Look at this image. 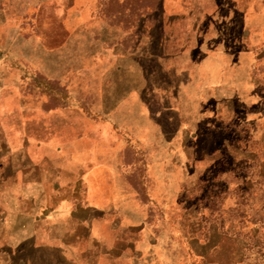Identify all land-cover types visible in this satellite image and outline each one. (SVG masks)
<instances>
[{"label": "crops", "instance_id": "crops-1", "mask_svg": "<svg viewBox=\"0 0 264 264\" xmlns=\"http://www.w3.org/2000/svg\"><path fill=\"white\" fill-rule=\"evenodd\" d=\"M208 1L166 10L157 57L181 82L162 94L200 107L179 114L170 103L182 131L159 134L154 150L128 133L99 150L105 122L85 114L64 136L41 122L32 134L25 118L16 133L0 116V264H264V215L208 216L209 201L174 194L175 160L190 157L170 148L194 142L210 120L236 121L264 142V0Z\"/></svg>", "mask_w": 264, "mask_h": 264}, {"label": "rangeland", "instance_id": "rangeland-1", "mask_svg": "<svg viewBox=\"0 0 264 264\" xmlns=\"http://www.w3.org/2000/svg\"><path fill=\"white\" fill-rule=\"evenodd\" d=\"M183 1L0 0L3 126L14 121L20 133L25 118L32 134L40 135L41 122L48 125L47 133L64 136L70 134L72 120L81 122L85 114L105 122L110 138L100 144L101 151L117 148L124 133L142 137L150 151L159 134L182 131L169 104L179 114L196 112L200 105L187 94H180L179 102L162 94L181 80L158 61L156 42L164 34L166 10L181 7ZM193 133L194 142L185 137L186 142L170 148L176 156L184 150L190 157L175 160V198L209 201L208 216L221 212L244 217L253 211L256 218L264 215V206L258 205L264 204V179L258 173L264 169V142L254 144L250 130L225 118L210 120L205 131ZM183 168L186 173L180 172ZM250 201L256 206H247Z\"/></svg>", "mask_w": 264, "mask_h": 264}]
</instances>
